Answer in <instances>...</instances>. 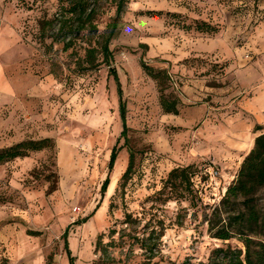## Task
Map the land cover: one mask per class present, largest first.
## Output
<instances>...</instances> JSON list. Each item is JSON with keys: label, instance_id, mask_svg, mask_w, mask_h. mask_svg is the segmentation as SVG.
<instances>
[{"label": "rangeland", "instance_id": "374dc122", "mask_svg": "<svg viewBox=\"0 0 264 264\" xmlns=\"http://www.w3.org/2000/svg\"><path fill=\"white\" fill-rule=\"evenodd\" d=\"M88 1L98 33L89 23L79 32L77 20L61 30L68 0L19 2L36 79L13 101L0 95V149L53 145L0 163V264H71L67 228L73 264H140L138 239L152 229L164 230L159 264L207 261L228 244L245 252L237 238L211 237L205 217L236 178L251 125L264 122V0H129L110 43L119 83L106 64L84 68L116 15L114 0ZM197 19L219 32L196 31ZM142 63L166 72L164 92ZM162 93L178 100V114L165 112ZM188 165L193 194L169 199V172Z\"/></svg>", "mask_w": 264, "mask_h": 264}, {"label": "trees", "instance_id": "16d2710c", "mask_svg": "<svg viewBox=\"0 0 264 264\" xmlns=\"http://www.w3.org/2000/svg\"><path fill=\"white\" fill-rule=\"evenodd\" d=\"M129 0H114L116 6V15L107 29L100 34L101 40L99 46H89L86 49L84 68L86 70L96 69L102 64L109 66L110 74H113L118 80L117 69L112 66L113 51L110 47L111 40L118 32V23L125 11ZM64 13L61 15V30L74 20L80 22L78 31L84 29L89 23L91 31L98 33V28L94 24L96 9L90 7L88 0H68ZM146 14L150 16H161L169 14L181 16L179 13H170L163 10H149ZM58 20V19H56ZM50 20L48 23L53 24ZM184 28H191L189 25ZM195 30L201 33L217 34L219 27L205 20L195 21ZM71 42L66 43L65 48H69ZM100 56L102 60H100ZM145 70L152 75L160 84L162 92L163 78L166 76L164 70H155L153 67L142 63ZM161 104L166 113L178 114V100L169 99L165 93L161 94ZM124 129L126 145H129V128L126 125L125 111H123ZM261 128V127H257ZM50 138L39 140H27L18 142L12 146L0 149V163L13 160L18 157L28 156L32 151L42 150L52 146ZM116 153H113L110 161V169L114 164ZM135 154L130 149L128 166L121 176V185H125L130 178L135 164ZM193 167L178 166L173 168L165 181L162 191L166 193L169 199L189 197L193 194ZM107 178L101 187L103 191L108 184ZM264 189V132L256 136L252 148L244 156L236 178L227 188L218 204L211 208L207 213L205 220L208 224V231L211 237L223 241L234 238L239 239L245 246V252L241 248H234L231 244L215 247L207 261L193 263L187 259L182 264H264V242L258 241L256 237L264 235V200L261 197V191ZM263 200V201H262ZM164 228V227H163ZM164 230L157 231L152 229L147 236L138 239L141 248L144 250V259L140 264H159L156 261L161 256L160 242ZM64 248L67 250L71 264L73 257L68 245V228L62 235Z\"/></svg>", "mask_w": 264, "mask_h": 264}, {"label": "crops", "instance_id": "0c3cea01", "mask_svg": "<svg viewBox=\"0 0 264 264\" xmlns=\"http://www.w3.org/2000/svg\"><path fill=\"white\" fill-rule=\"evenodd\" d=\"M20 1L22 0H0V95L12 101L20 96L22 81L36 79L31 67L38 50L34 41L24 37V14ZM251 131L252 138L247 153L252 148L256 136L264 132V122L251 125Z\"/></svg>", "mask_w": 264, "mask_h": 264}]
</instances>
